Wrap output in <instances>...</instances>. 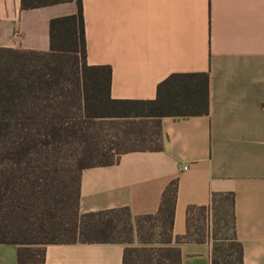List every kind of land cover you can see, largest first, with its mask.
I'll return each instance as SVG.
<instances>
[{
  "label": "crops",
  "instance_id": "crops-1",
  "mask_svg": "<svg viewBox=\"0 0 264 264\" xmlns=\"http://www.w3.org/2000/svg\"><path fill=\"white\" fill-rule=\"evenodd\" d=\"M86 60L111 68L116 98H154L173 72L209 73L207 114L163 115L162 147L129 150L83 167L81 212L120 206L157 211L177 178L173 237L186 231L188 205L212 191L234 194L242 264H264V0H82ZM76 0L22 7L0 0V46L49 48V19ZM181 264H210L211 242L182 241ZM123 244L50 242L44 264H121ZM17 245L0 242V263L17 264Z\"/></svg>",
  "mask_w": 264,
  "mask_h": 264
},
{
  "label": "trees",
  "instance_id": "trees-1",
  "mask_svg": "<svg viewBox=\"0 0 264 264\" xmlns=\"http://www.w3.org/2000/svg\"><path fill=\"white\" fill-rule=\"evenodd\" d=\"M20 1L34 7L65 0ZM76 4L75 12L49 19L48 49L0 46V242L17 245V264H44L47 243L75 241L120 242L121 264H181L180 242L209 239L210 264H242L232 191L188 205L186 231L174 237L177 178L154 213L79 210L83 167L161 149V117L207 114L210 95L209 73L189 71L159 81L154 98L113 97L110 66L86 60L82 0ZM225 226L229 242L220 235Z\"/></svg>",
  "mask_w": 264,
  "mask_h": 264
},
{
  "label": "rangeland",
  "instance_id": "rangeland-1",
  "mask_svg": "<svg viewBox=\"0 0 264 264\" xmlns=\"http://www.w3.org/2000/svg\"><path fill=\"white\" fill-rule=\"evenodd\" d=\"M145 222H146V224H151L152 221L146 220ZM150 230L153 231V232H155V234H157L158 233L157 231L159 229H158V227H155V228H152ZM220 235H222V236L225 237V239H224L225 242H229L231 240L230 236H232V231H231L230 228H228V227L225 226V227L222 228ZM153 237L156 238L157 235H153Z\"/></svg>",
  "mask_w": 264,
  "mask_h": 264
}]
</instances>
